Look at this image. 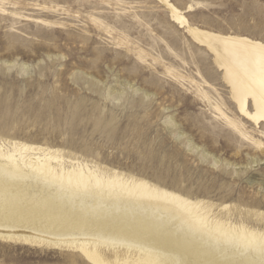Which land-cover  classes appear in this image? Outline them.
Returning <instances> with one entry per match:
<instances>
[{
    "label": "rangeland",
    "instance_id": "obj_1",
    "mask_svg": "<svg viewBox=\"0 0 264 264\" xmlns=\"http://www.w3.org/2000/svg\"><path fill=\"white\" fill-rule=\"evenodd\" d=\"M169 1L191 26L264 43V0ZM197 44L161 0H0V144L48 148L66 162L143 179L208 206L213 222L264 232V149L215 109L252 132L213 54ZM29 184L27 195L43 185ZM23 199L0 200V223H47L44 207ZM113 250L100 249L111 262ZM212 253L175 251L172 259L207 264ZM0 264L93 263L74 247L0 238Z\"/></svg>",
    "mask_w": 264,
    "mask_h": 264
},
{
    "label": "bare ground",
    "instance_id": "obj_2",
    "mask_svg": "<svg viewBox=\"0 0 264 264\" xmlns=\"http://www.w3.org/2000/svg\"><path fill=\"white\" fill-rule=\"evenodd\" d=\"M161 1L193 41L213 54L215 65L230 89L231 102L243 121L251 123L253 128L249 132L240 119L234 120L217 104L215 109L226 125L244 140L264 149V142L253 136L264 139V43L191 26L169 0ZM204 91L203 96L210 100ZM70 160L66 162L61 152L48 148L17 142L12 150H6L0 144V200L25 198L24 201L44 207L47 218V223L36 222L26 230L20 223L16 226L24 230L0 223L1 239L38 246L74 247L93 264H162L156 256L163 254L169 255L166 264H174L175 251L199 255L206 250L213 251L207 264H220L224 259L223 264H264L261 259L264 232L221 220L213 222L208 206L201 202L143 179L126 177L114 170L105 173ZM40 178L43 185L27 195L29 183H38ZM77 194L85 200L79 203L81 198L74 199ZM39 214L42 216L43 212H34L35 218ZM56 220L70 227L68 233L53 228ZM103 247L114 249L112 262L103 257L100 251ZM234 247L243 249L244 254H231L228 250ZM119 252L126 256L121 259Z\"/></svg>",
    "mask_w": 264,
    "mask_h": 264
}]
</instances>
